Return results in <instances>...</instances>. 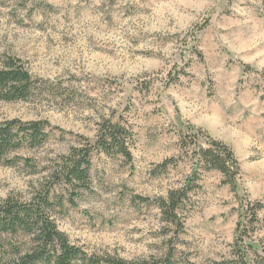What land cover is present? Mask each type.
I'll use <instances>...</instances> for the list:
<instances>
[{"label":"rangeland","instance_id":"1","mask_svg":"<svg viewBox=\"0 0 264 264\" xmlns=\"http://www.w3.org/2000/svg\"><path fill=\"white\" fill-rule=\"evenodd\" d=\"M3 54L75 91L0 101V122L43 119L60 129L17 156L47 164L77 144V134L94 139L106 114L134 129L133 160L96 154L95 195L58 218L72 242L128 260L161 257L173 243L182 261L228 263L241 205L264 202V0H0ZM189 125L233 148L239 195L219 172L205 173L176 235L156 205L134 196H166L184 183L192 161L179 131ZM170 158L177 165L158 174ZM30 171L0 166V200L28 197L41 178ZM259 215L256 242L264 241V208Z\"/></svg>","mask_w":264,"mask_h":264},{"label":"trees","instance_id":"2","mask_svg":"<svg viewBox=\"0 0 264 264\" xmlns=\"http://www.w3.org/2000/svg\"><path fill=\"white\" fill-rule=\"evenodd\" d=\"M74 94L73 89L51 85L35 76L20 58L0 55V101L29 102L46 95L74 97ZM56 130L60 129L43 119L0 122V166L24 165L31 174H41L28 197L12 192L0 200V264H194L178 259L173 243L161 257L128 260L107 251L89 252L72 242L60 229L58 218L67 206L76 207L79 200L95 195L92 168L96 154L133 160L135 132L123 116L106 114L97 122L94 139L77 134L78 143L47 164L16 155L22 150L43 147ZM201 131L193 125L179 131L180 149L192 161L191 172L180 187L156 198L134 196L135 201L156 205L162 222L172 227L176 235L184 231L185 214L192 205V195L201 188L199 181L205 173L219 172L222 184L239 195L241 166L235 151L208 134L200 135ZM177 162L175 158L165 160L157 167L158 174L175 167ZM241 207L232 258L226 264H264V241L256 242L255 238L264 202H249L247 209L243 204Z\"/></svg>","mask_w":264,"mask_h":264}]
</instances>
